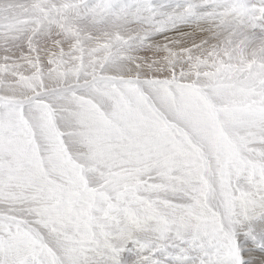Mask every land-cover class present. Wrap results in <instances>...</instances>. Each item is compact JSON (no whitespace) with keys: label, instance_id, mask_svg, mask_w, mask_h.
Instances as JSON below:
<instances>
[{"label":"snow or ice","instance_id":"snow-or-ice-1","mask_svg":"<svg viewBox=\"0 0 264 264\" xmlns=\"http://www.w3.org/2000/svg\"><path fill=\"white\" fill-rule=\"evenodd\" d=\"M0 264H264V0H0Z\"/></svg>","mask_w":264,"mask_h":264}]
</instances>
